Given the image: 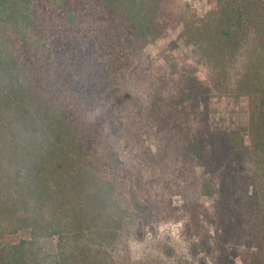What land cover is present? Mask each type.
<instances>
[{"label": "rangeland", "instance_id": "374dc122", "mask_svg": "<svg viewBox=\"0 0 264 264\" xmlns=\"http://www.w3.org/2000/svg\"><path fill=\"white\" fill-rule=\"evenodd\" d=\"M2 1L0 264H264V160L210 142L264 96V11L212 86L216 0Z\"/></svg>", "mask_w": 264, "mask_h": 264}, {"label": "trees", "instance_id": "16d2710c", "mask_svg": "<svg viewBox=\"0 0 264 264\" xmlns=\"http://www.w3.org/2000/svg\"><path fill=\"white\" fill-rule=\"evenodd\" d=\"M74 6L79 4L80 0H74ZM101 2L102 7H104V12H112L114 10L125 9L127 6L134 7L138 3H141L143 6H148L147 9L141 11V15L144 12L143 22L149 20L148 14L145 12L150 9L151 6L148 2L151 0H98ZM61 7L68 6L69 10L71 9V4L68 0H60ZM4 2L0 0V8H3ZM80 5V4H79ZM255 11H264V6L257 1L250 0H216L215 7L210 11L207 16L203 19L201 27L194 28L195 36H205L206 33L213 34L214 40L217 42L213 46L211 45L207 52L212 55L213 64L211 66L213 76H210V79L213 81L212 86H218L216 84V78H223L226 75V68H222L220 64L226 62L228 54H231L230 51L226 54L224 47L230 46L241 37V33H244L246 26L251 23L250 9ZM126 8L123 13H129L130 10ZM135 9V7H134ZM261 10V11H260ZM216 20L215 24H212V20ZM255 26H258L261 23H264V17L261 14H257L255 19H253ZM259 29V28H258ZM137 34V33H136ZM197 38V37H195ZM200 44L201 40L199 41ZM264 49V42L260 45ZM249 120L247 123L236 124L233 121H229L226 128L220 129L214 136H217L213 139H210L212 142L211 154L220 158L226 157L229 159L231 154L239 150L244 151H255L256 156L261 162L264 160V96L258 97V99L253 103L252 109L249 110ZM172 118L175 121H172L175 125H180V121H176L177 117ZM178 129V128H177ZM173 131H177L176 128ZM200 131L193 132L192 136L188 137L186 142L182 147V155L186 159H201L206 157L204 154L205 149L202 146H205L203 142H200L197 139V135ZM220 133V134H219ZM219 135V136H218ZM216 153V154H215ZM247 152L240 153V156H244ZM248 154H251L248 152ZM207 182V181H206ZM252 199L259 201L258 190L255 187L252 196H249ZM194 213L197 216L202 214L208 216L207 210L200 211L199 208H195Z\"/></svg>", "mask_w": 264, "mask_h": 264}]
</instances>
